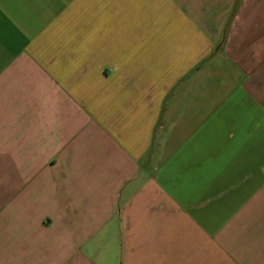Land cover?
<instances>
[{"label": "crops", "instance_id": "1", "mask_svg": "<svg viewBox=\"0 0 264 264\" xmlns=\"http://www.w3.org/2000/svg\"><path fill=\"white\" fill-rule=\"evenodd\" d=\"M0 264H264V0H0Z\"/></svg>", "mask_w": 264, "mask_h": 264}]
</instances>
